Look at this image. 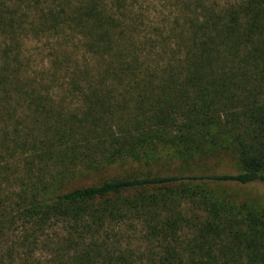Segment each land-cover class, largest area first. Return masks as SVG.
Masks as SVG:
<instances>
[{"label":"trees","instance_id":"16d2710c","mask_svg":"<svg viewBox=\"0 0 264 264\" xmlns=\"http://www.w3.org/2000/svg\"><path fill=\"white\" fill-rule=\"evenodd\" d=\"M249 185L264 0H0V264H264Z\"/></svg>","mask_w":264,"mask_h":264},{"label":"rangeland","instance_id":"374dc122","mask_svg":"<svg viewBox=\"0 0 264 264\" xmlns=\"http://www.w3.org/2000/svg\"><path fill=\"white\" fill-rule=\"evenodd\" d=\"M31 45V44H30ZM29 45V47H30ZM43 45L40 44H32L30 47V52L33 53L34 59L36 61H40L41 56L45 53ZM39 59V60H38ZM206 164L207 170L219 172H232L231 170V162L227 158H222L221 160H210ZM204 168L197 167L198 171H201ZM240 196L242 198H252L256 201H259L262 205H264V185H249L246 187H242L240 189Z\"/></svg>","mask_w":264,"mask_h":264}]
</instances>
